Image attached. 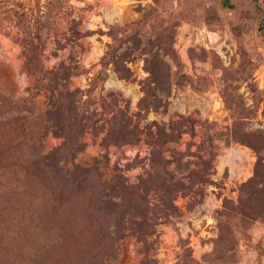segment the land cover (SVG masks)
Here are the masks:
<instances>
[{"label": "rangeland", "instance_id": "1", "mask_svg": "<svg viewBox=\"0 0 264 264\" xmlns=\"http://www.w3.org/2000/svg\"><path fill=\"white\" fill-rule=\"evenodd\" d=\"M0 264H264V0H0Z\"/></svg>", "mask_w": 264, "mask_h": 264}]
</instances>
